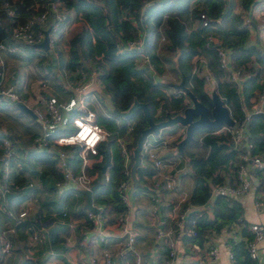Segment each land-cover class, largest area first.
I'll return each mask as SVG.
<instances>
[{"label": "trees", "instance_id": "1", "mask_svg": "<svg viewBox=\"0 0 264 264\" xmlns=\"http://www.w3.org/2000/svg\"><path fill=\"white\" fill-rule=\"evenodd\" d=\"M36 1L0 0V39L8 34L1 18L7 14L6 9L11 7L15 12L12 21L7 14L12 26L36 10ZM61 1L66 9L74 8L84 22L69 39L70 59L66 65L76 70L96 69L102 87L111 97L116 109L126 110L134 99H137L147 102L154 120L165 118L167 114L182 112L188 104V95L182 90L178 93H167L162 89L164 84L170 85L172 81H179L182 73L185 84L210 108L212 106L210 94L205 90L202 79L192 70V58L195 54H200L213 72L216 78L215 90L228 106L232 117L239 121H247L250 133L246 134V139L251 141L250 152L264 154V112H252L246 118L243 109L250 106V98L255 89L261 87V78L264 77V50L249 40L245 14L234 9L232 0H154L149 4L146 0ZM251 2L252 0H241L242 8L247 10ZM201 13L208 19L206 23H203ZM136 32H144V46L154 73L145 66L136 65L134 51L119 48L120 42H125ZM210 34L217 36L219 41L229 48L232 66H242L246 72L239 84L224 78L223 70L217 63L216 48L206 40ZM81 53L88 60V66L83 64ZM155 76L161 79V82L154 80ZM124 118H128L129 122L123 126H117L112 120L111 126L104 124L108 134L104 141L98 144L99 152L107 151L109 157L110 147H115L117 137L123 135L131 124L135 143L141 129L147 125L141 107L134 108L131 114ZM214 128L216 127H195L192 137L183 144V153L203 156L211 149L221 158L213 170L215 169L216 173L217 170L223 173V170L227 169L226 165L231 166L236 160V152L230 148L232 143L230 133L227 130L214 133L212 132ZM71 129L69 126L62 131ZM53 133H48V136ZM28 155L34 160L42 159L39 161L40 165L49 168L55 175L54 183L59 177V172L49 152L40 148L30 150ZM76 156L74 154L71 160H77ZM103 161L104 155L101 162L95 165L98 175L93 182L99 183L91 191L92 201L95 205L104 207L106 215L126 212L128 205L117 193L119 181L125 175L123 158L118 156L117 161L111 165L107 179H104V172L101 170ZM36 165L40 166L39 163ZM19 167L17 159L12 160L8 188L11 187V180L18 182L23 179ZM137 173L141 176L139 167ZM220 173L217 177L213 176L211 181L221 182L223 175ZM255 175L259 178V183L254 185L257 189L264 188V169L257 170ZM208 181L201 175H194V187L188 196L190 204H208ZM151 186L148 188L154 191L155 186ZM209 204V210L196 209L189 213L182 231L184 244L201 246L209 238L210 231L220 233L222 229L231 230V225L236 223L239 225L238 238L232 236L228 238V242L232 244L233 264H258L249 256L246 244L252 234L244 218L239 198L217 194ZM191 220H194L193 224ZM27 224L24 220L18 225ZM190 227L194 232L188 234L186 229Z\"/></svg>", "mask_w": 264, "mask_h": 264}, {"label": "crops", "instance_id": "2", "mask_svg": "<svg viewBox=\"0 0 264 264\" xmlns=\"http://www.w3.org/2000/svg\"><path fill=\"white\" fill-rule=\"evenodd\" d=\"M232 1L234 2V9L241 11L243 15L250 12L253 14L254 23L252 24V28L248 29L249 40L264 50V0H252L247 10L242 8L241 0ZM66 13L67 16L61 22L57 31L51 33L54 37L52 42L49 43L48 49L45 50L36 44H32L24 45V49L21 52L0 50L2 81L5 83H15L21 96L20 101L31 107L33 111L36 106L45 110L47 100H53L59 104L64 113V123L62 126H59V129L62 130L69 127L68 123L71 122L72 115L81 111L77 107L78 103L72 91V85L78 77L79 69H70L66 64L70 59L69 39L84 22L79 18L74 8L66 9ZM1 18H3V27L9 31L11 25L7 14H4ZM134 24L137 26L136 22ZM34 53H43V58L45 57L43 63L45 64H42L39 69L35 68L34 72L29 71L26 74L16 72L15 65L12 62L18 61L22 65L33 62L35 59L32 54ZM81 56L83 64L88 66V60L85 55L81 53ZM35 57L37 56L35 55ZM37 59L41 60V58ZM90 70H94L96 74L88 90L85 92L86 106L95 111L96 119L97 114L102 113L114 121L117 126H123L128 123V118L126 119L123 115L115 114L107 106L105 96L108 94H106L102 87L100 76L96 69L91 68ZM154 79L161 82V79L156 78V76ZM169 86L170 88H176L171 83ZM163 88L164 86H162ZM252 100L253 102H259L254 95L250 98V101ZM0 103V105L10 107L11 113L16 114V117L13 119L10 115L6 114L7 111L4 112L0 108V133L8 134L11 137L17 150L16 157L13 160L17 159V162H19V170H22L23 176V179L18 182H12L11 180V187L7 189L8 194L5 191L4 193H0V245L2 242V230L6 226L15 227L13 232L8 233L12 249L7 255L0 258V263L93 264L89 259L91 256H96L97 262L95 264H103L100 251L104 245L106 246V243L95 239V229L88 230L86 238H84L82 233L83 229H89L86 218V210L88 209L87 193L72 183L56 187L53 183L55 175L51 173L49 168L40 165L39 161H42V159L38 158L39 161L34 160L28 155L30 150L40 149L34 144L33 136L37 133L53 132L54 128L50 127L51 129H49L44 127L36 115H32L22 109L15 101L1 97ZM29 124L35 128L32 136L29 135L30 133L26 129V125ZM101 124L104 125L105 123L101 122ZM104 127L107 129L105 125ZM185 130V124L176 122L171 125L162 126L157 133L149 132L144 139L151 146H156L157 144L156 148H158L162 155H171L177 150L179 156L177 167L180 174L176 187L173 189L154 187L153 173L151 174L153 165L143 145L139 153L140 161L133 166V147L136 143V141L133 143V132L127 133L125 131L123 135L118 136L127 142L128 149H130L128 166L130 170V185L128 189L127 216L130 225L138 231L134 242V249L140 254L142 264H163L162 260L165 256L166 248L161 241L155 238V232L159 226L166 229L171 227L172 216L175 211H178L177 209H172L170 206L161 204L158 207V212L154 213L152 211L151 198L153 191L148 186L152 185L151 187H154V191L160 193L163 200L177 201L181 192L190 196L194 187V175L198 174L207 180H211L213 176L217 177L218 173H220L219 170H217V173L214 171L215 169L213 170L220 163L221 159L218 153H215L213 150L209 149L203 156L184 154L183 150H178V142L184 136ZM117 139L115 147H110V156L108 157V164L105 170L101 169L104 172V179L105 173L110 172L111 165L120 156ZM162 139L165 142L162 143ZM103 141H100V143ZM103 155L105 160V151L104 153L99 152L98 154L88 155L87 170L94 175V178L98 175L95 165L101 162ZM38 163L40 166L36 165ZM71 164L73 166L77 165V160H71ZM138 167L141 170V176L137 173ZM226 167L228 168L229 165H226ZM226 170L228 169L223 171ZM220 174H222V171ZM254 179H257V182H254L257 185L259 178L254 175L253 181ZM30 181L35 182L37 184L36 187H31L29 185ZM95 183L98 184L99 182ZM256 190L257 187L254 185L238 196L244 218L248 224L252 222L264 223V206L261 210H256L253 203ZM33 196L36 197V200H33ZM92 204L94 205L95 203L92 201ZM208 205L209 203L206 205H194L192 208L194 210H209ZM27 206L30 208L25 224H28L26 226L15 225L13 216ZM103 227L108 233L117 232V223L110 213H108L107 221ZM222 230L229 233V236L222 234ZM222 230L220 233L210 231L209 238L201 246L196 244L197 247H194V244H184L182 240L183 232H177L178 252L171 264H193L203 255L201 252L206 249L207 243H214L218 247L219 254L214 264H229L224 242L231 237V233L230 230ZM108 241L111 243L110 248L115 249L120 246L122 239L109 236ZM179 241L182 251L179 250ZM113 264H134L133 252L128 250L123 257L115 259Z\"/></svg>", "mask_w": 264, "mask_h": 264}, {"label": "built area", "instance_id": "3", "mask_svg": "<svg viewBox=\"0 0 264 264\" xmlns=\"http://www.w3.org/2000/svg\"><path fill=\"white\" fill-rule=\"evenodd\" d=\"M153 1L154 0H146V3L149 4ZM35 8L36 10L30 13L24 20L13 24L7 36L0 39V50L21 52L24 49V45H32L40 42L45 36L46 29H48L49 34L48 42H52L54 36L51 35V33L57 31L61 22L67 16L64 3L61 0H37ZM6 10L12 21L15 15L13 8L8 7ZM201 16L204 18L203 23H206L208 19L203 13H201ZM253 18L251 12L245 15V22L249 30L254 23ZM161 38H163V35ZM206 40L207 42H211L216 48L217 63L223 70L224 78L239 84V81L245 76L246 72L242 66H232L229 60V48L222 44L215 35H208ZM119 48L120 50L128 49L134 51L136 65L139 67L145 66L154 73L149 54L144 46V32L134 33L130 38L126 39L125 42H120ZM192 70L202 79L205 90L210 94V92L215 89L214 83L216 82V78L211 69L207 66L206 60L202 55L195 54L193 56ZM95 74L96 72L94 70H79L78 77L72 85V91L78 103L77 107L81 111L72 115L71 123L73 127L71 130L62 131V129H59V126H62L64 123V113L60 105L53 100L46 101L44 111L38 110L37 108L34 109L36 117L44 127L49 129H51L50 127L54 128L53 135L48 136L47 132L38 133L34 136L33 141L37 147L46 149L50 154V158L54 161L55 167L59 172V177L54 182L56 187L72 183L86 190L90 189L93 184L94 175L87 170L88 155L99 153L98 144L105 139L108 134V130L104 125L96 120L95 111L85 104V92L92 83ZM1 76L0 72V98L5 97L15 102L20 101L21 96L15 83H5L2 81ZM163 86V90L167 93H178L181 91L180 88H170L169 85L165 84ZM253 95L259 102H253L252 100L249 107L243 108L246 118L252 112H264V77L261 78V87L256 88ZM244 123L245 121H239L234 118L233 124L222 123L212 130L214 133L226 130L230 133L232 140L230 148L235 149L236 160L227 168L228 170L223 171V180L221 182L208 181V203H210L212 198L217 194L233 197L240 196L254 186L253 176L255 172L264 169V154L262 152L251 153L249 150L251 141L246 139V133L243 130ZM132 127V124L129 125L126 132L131 133ZM117 141L120 156L123 158V171L125 174L119 181L117 193L121 197V200L127 204L130 185V170L128 167L130 149H128L127 142L124 139L118 137ZM163 142H165V140L162 139V143ZM0 145V193H4V191L8 189L7 181L11 173L12 160L16 157V147L12 139L2 133H0ZM142 145L153 165V181L155 188H175L180 174L179 168L177 167V163L179 162L177 150L171 155H162L158 148H156L157 144L156 146H151L148 141L144 140ZM74 154L79 157V160L77 159L78 164L75 166L71 164V159L74 157ZM109 173L110 172L105 173V179L109 177ZM29 185L31 187H36L37 184L30 181ZM151 198L152 211L154 213L158 212V207L161 204L178 210L175 211L172 216L171 227L166 229L159 226L155 232V238L161 241L166 248L162 263L171 264L178 252L177 232L184 231L185 221L189 213L194 210L192 208L194 205L189 203L188 196L184 192L179 194L177 201L163 200L158 191H153ZM33 200H36V197L33 196ZM253 203L256 210L262 209L264 206V188L255 191ZM94 206L98 211L86 210L89 229H83L82 233L84 238H86V232L90 229H95V239L99 242L106 243V246L104 245L100 251L103 264H113L115 259L123 257L128 250H131L134 254V264H142L140 254L134 249V242L138 235V231L135 227L130 225L127 211L111 215L117 223L118 230L116 233H108L103 227L108 218V215L104 213V207L95 204ZM208 206L210 209V204ZM29 208V206L24 207L13 216L15 225L26 220ZM191 222L193 224L194 220H191ZM248 228L252 234L251 239L248 240L246 244L249 256L255 259L258 264H264V223L252 222L248 224ZM14 230V226H6L2 230L0 258L7 255L12 249V243L8 233ZM238 230V224L234 223L231 225L230 233L233 238H238ZM186 232L191 234L194 230L190 227L186 229ZM109 236L122 239L120 246L111 249V243L108 241ZM34 237H36V235H34ZM224 246L227 251L229 264H233L232 244L226 240ZM194 247H197V245L194 244ZM201 253L203 255L193 264H214L218 258L219 251L214 243H207L206 249ZM89 260L95 264L97 262V257L91 256Z\"/></svg>", "mask_w": 264, "mask_h": 264}, {"label": "water", "instance_id": "4", "mask_svg": "<svg viewBox=\"0 0 264 264\" xmlns=\"http://www.w3.org/2000/svg\"><path fill=\"white\" fill-rule=\"evenodd\" d=\"M49 34L48 29L45 30L44 38L35 43L37 46L42 47L43 49H48L49 47ZM176 88H180L183 90L189 97V103L183 108L182 112L176 114H167L165 118L154 120L149 112L148 104L144 101H139L134 99L132 104L126 110H118L114 107L111 97L109 95L105 96L107 106L118 115L127 116L130 115L134 108L141 107L142 111L146 117L147 125L143 127L140 133L137 136L135 146L133 147V156L134 162L133 166H135L140 161V149L142 146V142L145 139L146 135L149 132L157 133L159 128L166 125H171L173 123L179 122L186 125V130L184 136L178 142V150H183L184 142L192 137V133L195 127L199 126H208V127H216L221 125L222 123L233 124L234 118L232 117L228 106L224 103L222 97L218 94V92L213 89L210 93V97L212 100V106L209 108L204 102L199 100L197 96L192 92V90L185 84L184 82V74H181V78L179 81L171 82ZM17 104L27 112L32 115H35L33 109L26 105L22 101H18ZM243 130L246 134H249V128L247 125V121L244 123ZM108 164V154L105 151V160L101 164V169L104 171L106 165ZM254 182H257V179H254ZM97 185V183L92 184L90 189L84 190L87 193V207L94 212H97V208L92 204L91 201V191ZM8 194V191H5ZM222 234L229 236V233H226L225 230H222ZM179 250L182 251L180 247V241L178 243Z\"/></svg>", "mask_w": 264, "mask_h": 264}, {"label": "rangeland", "instance_id": "5", "mask_svg": "<svg viewBox=\"0 0 264 264\" xmlns=\"http://www.w3.org/2000/svg\"><path fill=\"white\" fill-rule=\"evenodd\" d=\"M33 56H34V61L33 62H29V63H27V64H21V62L20 63H18V61H13L12 62V64L13 65H15V71L16 72H19L20 74H22V73H24V74H26V73H28L29 71L30 72H34L35 71V68H37V69H39V67H41V65L42 64H45V63H43L44 61H45V57L43 58V53H34V54H32ZM35 55L37 56V57H35ZM37 58H41V60L39 61V59H37ZM7 73H9L8 71H7ZM15 73V72H14ZM3 98V97H2ZM1 104V103H0ZM0 108L2 109V110H4V112H6V114H8V115H10L13 119L16 117V114H13V113H11V111H10V107H8V106H6V105H0ZM36 108L38 109V110H41V111H44L42 108H40V107H38V106H36ZM97 119H98V121H100V122H103V123H105L106 125H108V126H111L112 125V121H111V119L110 118H107L105 115H103L102 113H98L97 114ZM68 125L70 126V127H73V125H72V123L71 122H69L68 123ZM25 127V126H24ZM26 129H27V132H29L30 134L29 135H33L34 134V130H35V128H34V126H32V125H26ZM10 137V136H9ZM11 138V137H10Z\"/></svg>", "mask_w": 264, "mask_h": 264}]
</instances>
